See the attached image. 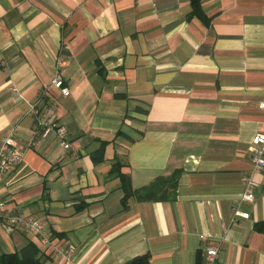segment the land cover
I'll use <instances>...</instances> for the list:
<instances>
[{"label": "crops", "instance_id": "1", "mask_svg": "<svg viewBox=\"0 0 264 264\" xmlns=\"http://www.w3.org/2000/svg\"><path fill=\"white\" fill-rule=\"evenodd\" d=\"M198 5L0 0V147L23 150L0 199L51 242L0 225V255L204 264V247L217 246V264H264V171L254 200L240 201L264 131V0ZM116 165L127 192L179 172L175 199L123 204ZM67 246L69 258L55 254Z\"/></svg>", "mask_w": 264, "mask_h": 264}, {"label": "built area", "instance_id": "2", "mask_svg": "<svg viewBox=\"0 0 264 264\" xmlns=\"http://www.w3.org/2000/svg\"><path fill=\"white\" fill-rule=\"evenodd\" d=\"M53 85L60 90L61 95L66 97L69 94V89L63 86L61 80H54ZM259 107L264 109V102L259 104ZM40 124L43 127H55V125L48 119L40 118ZM57 134L61 139V144L64 148H68L65 142V129L57 128ZM253 147L251 155V169L244 180V190L240 195L241 202L251 203L254 200V191L259 184L255 180V176L264 171V131L256 132L251 140ZM23 150L16 147L11 140H4L0 147V181L13 171L16 165L22 161ZM233 217L247 219L249 214L241 212L238 206L233 208ZM0 225H3L11 230L24 232L26 234L32 233L36 235L42 245L50 246L49 234L44 230L40 222L33 218H28L20 212L8 213L6 211L5 202L0 199ZM204 264H217L219 249L217 246L204 247ZM55 254L60 257L69 258L72 253V247L54 248Z\"/></svg>", "mask_w": 264, "mask_h": 264}, {"label": "trees", "instance_id": "3", "mask_svg": "<svg viewBox=\"0 0 264 264\" xmlns=\"http://www.w3.org/2000/svg\"><path fill=\"white\" fill-rule=\"evenodd\" d=\"M192 7L194 13L198 12V0H192ZM94 162L101 161L102 158H94ZM117 174L122 181V188L124 189L126 195L123 199V204L128 197H134L139 202H164L173 201L175 199V190L177 186V179L179 177V172H174L172 175L167 177H158L152 183L147 186L140 188L135 191L127 192V187L129 186V180L126 176L119 173V167L116 165L111 172V175ZM0 264H41L39 260L30 258H22L16 253L0 255ZM131 264H147V257H141L135 259ZM198 264H200L198 262Z\"/></svg>", "mask_w": 264, "mask_h": 264}]
</instances>
